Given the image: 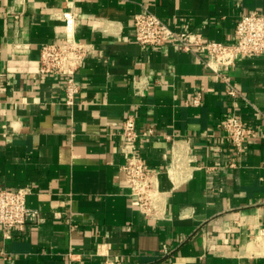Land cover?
Returning <instances> with one entry per match:
<instances>
[{"label": "crops", "instance_id": "0c3cea01", "mask_svg": "<svg viewBox=\"0 0 264 264\" xmlns=\"http://www.w3.org/2000/svg\"><path fill=\"white\" fill-rule=\"evenodd\" d=\"M143 10L231 43L239 16L264 12V0H0V188L29 187L38 211L9 237L0 228V264H264V53L235 60L239 94L228 95L199 54L137 43ZM70 37L91 49L67 105L38 57L43 41ZM234 111L256 130L239 154L217 125ZM128 115L154 128L137 142L158 171L154 216L120 169Z\"/></svg>", "mask_w": 264, "mask_h": 264}, {"label": "built area", "instance_id": "2783aa9c", "mask_svg": "<svg viewBox=\"0 0 264 264\" xmlns=\"http://www.w3.org/2000/svg\"><path fill=\"white\" fill-rule=\"evenodd\" d=\"M76 16L72 11L62 12L66 26L73 25ZM132 27L133 37L141 45L158 47L172 43L183 51L199 54L212 75L225 83V92L232 96L239 94V89L228 75L235 60L264 53V12L260 11L239 16L231 43L208 39L200 32L176 30L150 10L134 13ZM90 49V45L73 37L64 41L45 40L39 46L38 72L59 77L67 105L75 102L79 90L76 73L88 57ZM217 125L224 139L238 154L245 148L246 141L256 136L255 128L245 124L235 111L223 115ZM153 134V127H139L133 115L122 120L120 151L123 162L120 169L129 185L130 195L135 199L140 212L146 216L160 213L162 191L158 186V171L146 165L138 154L137 142ZM173 155L175 168H178L175 151ZM29 192V187L0 188V228L6 237L10 236L9 229H22L28 220L38 219L37 209L26 204ZM163 252H167L165 246Z\"/></svg>", "mask_w": 264, "mask_h": 264}]
</instances>
